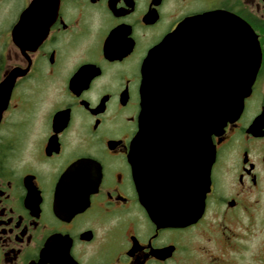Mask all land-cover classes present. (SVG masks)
Wrapping results in <instances>:
<instances>
[{"label": "flooded vegetation", "instance_id": "af4514ba", "mask_svg": "<svg viewBox=\"0 0 264 264\" xmlns=\"http://www.w3.org/2000/svg\"><path fill=\"white\" fill-rule=\"evenodd\" d=\"M207 16L210 38L198 23L182 32ZM176 31L188 93L245 75L260 53L242 112L212 137L204 214L186 226L154 220L132 160L144 65ZM176 103L165 96L164 108ZM174 137L150 136L164 142L147 144L148 170L172 175ZM245 254L264 264V0H0V264H237Z\"/></svg>", "mask_w": 264, "mask_h": 264}, {"label": "water", "instance_id": "95a60500", "mask_svg": "<svg viewBox=\"0 0 264 264\" xmlns=\"http://www.w3.org/2000/svg\"><path fill=\"white\" fill-rule=\"evenodd\" d=\"M195 23L199 24L206 37L209 34L210 38V34L216 31L212 25L213 17L207 16L187 21L182 32L190 33ZM177 38V31L169 35L152 51L144 65L139 131L132 147V160L143 203L156 222L167 226H186L202 218L216 154L212 137L221 136L228 123L239 117L245 99L251 93L260 63L258 52L257 62L248 60L245 75H215L213 92L209 93L205 88L188 93L178 87L175 69ZM165 83L167 89L164 88ZM166 95L172 96V103L177 98L176 105L164 108ZM164 112L167 122L162 121ZM165 129L175 136L172 142L176 148L173 156L176 167L169 177L163 170H148L146 166L149 159L147 144L164 142L150 139V136L163 135ZM185 166L186 169L183 168ZM146 181L165 183V193L159 196L158 190L144 186Z\"/></svg>", "mask_w": 264, "mask_h": 264}, {"label": "rangeland", "instance_id": "374dc122", "mask_svg": "<svg viewBox=\"0 0 264 264\" xmlns=\"http://www.w3.org/2000/svg\"><path fill=\"white\" fill-rule=\"evenodd\" d=\"M237 264H254L253 258L251 255H243L240 257L239 261Z\"/></svg>", "mask_w": 264, "mask_h": 264}]
</instances>
